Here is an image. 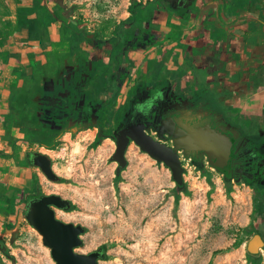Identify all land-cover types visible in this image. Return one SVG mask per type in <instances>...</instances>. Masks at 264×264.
I'll return each mask as SVG.
<instances>
[{"label":"rangeland","instance_id":"rangeland-1","mask_svg":"<svg viewBox=\"0 0 264 264\" xmlns=\"http://www.w3.org/2000/svg\"><path fill=\"white\" fill-rule=\"evenodd\" d=\"M66 1L92 31L124 17L133 3ZM94 133L66 135L45 153L64 183L39 175L45 194L58 192L75 204L73 211H56V217L86 228L77 252L106 246L107 260L98 264H264V248L257 257L247 253L255 233L264 237V219L254 224L261 209L250 187L225 180L207 159L199 164L187 159L180 191L171 170L135 144L126 152L127 167L118 173L114 144L95 145ZM0 248V264H55L26 218Z\"/></svg>","mask_w":264,"mask_h":264},{"label":"flooded vegetation","instance_id":"flooded-vegetation-1","mask_svg":"<svg viewBox=\"0 0 264 264\" xmlns=\"http://www.w3.org/2000/svg\"><path fill=\"white\" fill-rule=\"evenodd\" d=\"M132 1L127 7L126 17L108 19L93 31L85 25L86 30L83 31L87 43L99 51L98 63L103 70L101 80L107 100L97 105L84 98L82 88L86 85V79L90 78L86 76V70L75 79L68 95L57 94L56 103L49 107L57 110L56 116L47 113L43 120L54 123L60 138L66 133L77 136L95 131V145L110 140L115 152L119 143L126 145V152L135 144L127 134L131 130L142 132L154 141L176 149L171 133L178 122L187 120L191 124L210 127L224 135L230 144L229 175L221 174L227 181L250 187L261 209L255 215L254 224L258 219H264V107L257 111L242 106L240 92L230 90L226 99L220 97L210 85L202 88L194 74L201 66L187 58L188 55L192 56L193 51L189 35H181L179 40L169 43L185 23L200 24L214 18V14L218 19L227 20L232 13L226 12V8L230 9L235 1L240 0ZM258 7L255 9L257 13H252V18L246 24L244 39L232 41L226 48L223 35L221 40L209 43L208 51L213 47V50L221 53L249 59L244 63L248 76L264 80V4ZM255 16L257 18L253 19ZM151 53L157 55L156 60L148 59ZM172 71L177 77L170 78ZM182 72L190 73V77L184 80L180 75ZM123 89V103L113 105L115 93L120 94ZM58 142L59 139L52 144L53 149ZM176 153L183 168V161L187 159L196 164L207 159L209 163L204 153L187 154L184 149H178ZM37 154L46 155L42 152L28 153L29 163L33 167L36 166L32 159ZM126 161L128 165L127 158ZM40 173L33 175L23 196L24 218L29 204L43 195L55 194L70 201L65 210L53 207L55 213L73 211L75 204L71 199L58 192L45 194ZM51 182L64 183L60 177Z\"/></svg>","mask_w":264,"mask_h":264},{"label":"crops","instance_id":"crops-1","mask_svg":"<svg viewBox=\"0 0 264 264\" xmlns=\"http://www.w3.org/2000/svg\"><path fill=\"white\" fill-rule=\"evenodd\" d=\"M260 4L264 0L235 1L226 8L232 13L227 20L214 14L200 24L185 23L169 41L189 35L193 51L187 58L201 66L194 74L202 88L210 85L226 99L228 91L240 92V104L257 111L264 107V80L248 76L244 63L249 59L213 47L208 51V45L223 35L226 48L244 39L246 24ZM85 25L66 0H0V239L14 235L25 221L23 196L33 175L40 173L30 165L28 153L53 152L52 144L70 135L60 138L54 123L43 120L47 113L56 116L57 110L49 107L57 94L68 95L75 79L87 70L90 78L82 95L97 105L107 100L99 51L82 34ZM156 56L151 53L148 59ZM173 72L170 78L177 77ZM180 75L184 80L190 77ZM124 98L125 89L115 93L112 104L119 105Z\"/></svg>","mask_w":264,"mask_h":264},{"label":"water","instance_id":"water-1","mask_svg":"<svg viewBox=\"0 0 264 264\" xmlns=\"http://www.w3.org/2000/svg\"><path fill=\"white\" fill-rule=\"evenodd\" d=\"M74 98L75 96L72 99ZM127 134L142 152L171 170L172 178L177 186L184 185V168L176 153L178 149H184L187 154L204 153L213 168L226 176L229 175L230 144L224 135L210 127L191 124L187 120L178 122L171 133L176 149L158 143L142 132L131 130ZM125 153L126 145L119 143L112 157L113 161L119 164L118 173L127 166ZM32 162L40 168L48 180L59 179L47 155L37 154ZM69 205L70 201L59 195H43L29 204L25 218L41 237L42 244L50 250L55 264H98L102 255L100 251L89 254L76 251L84 245L82 236L86 233V228L80 224L64 222L56 217L53 207L65 210ZM263 248L264 240L261 234L255 233L247 245L248 255L257 257Z\"/></svg>","mask_w":264,"mask_h":264},{"label":"trees","instance_id":"trees-1","mask_svg":"<svg viewBox=\"0 0 264 264\" xmlns=\"http://www.w3.org/2000/svg\"><path fill=\"white\" fill-rule=\"evenodd\" d=\"M84 35V33H82ZM178 190H183L185 187L184 185L183 186H177ZM105 248L106 246H103L99 251L101 252V257H100V260H107L106 259V255H105Z\"/></svg>","mask_w":264,"mask_h":264}]
</instances>
